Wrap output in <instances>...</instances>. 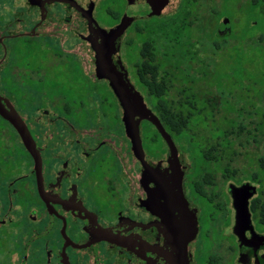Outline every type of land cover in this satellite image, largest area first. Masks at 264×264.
<instances>
[{
	"label": "flooded vegetation",
	"instance_id": "flooded-vegetation-1",
	"mask_svg": "<svg viewBox=\"0 0 264 264\" xmlns=\"http://www.w3.org/2000/svg\"><path fill=\"white\" fill-rule=\"evenodd\" d=\"M203 1L166 0L153 14L150 3L163 0H43V6L23 0L21 78L10 86L13 71L3 64L2 47L19 24L0 25V100L17 111L37 151L34 157L0 115V264H264L263 179L255 170H233L232 160H203L194 171L180 135L163 124L146 90L182 68L170 62L174 42L155 30L168 29L177 13L184 14V3ZM171 3L176 7L168 11ZM125 17L129 23L119 32ZM89 36L106 50L114 43L112 70L124 74L170 134L183 208L166 198L153 174L142 185L121 104L109 80L97 75L101 65ZM179 44L181 51L183 39ZM170 97L169 91L163 96ZM139 136L151 165L170 158L151 122L139 121ZM165 173L172 169L166 166ZM244 183L255 187L250 222L235 229L231 188Z\"/></svg>",
	"mask_w": 264,
	"mask_h": 264
},
{
	"label": "rangeland",
	"instance_id": "rangeland-1",
	"mask_svg": "<svg viewBox=\"0 0 264 264\" xmlns=\"http://www.w3.org/2000/svg\"><path fill=\"white\" fill-rule=\"evenodd\" d=\"M205 2L188 7L193 9V22L182 32L186 42L192 38L197 43V55L191 58L185 53L178 59L182 68L177 74L194 87L188 94L195 93L196 108L179 137L184 156L198 171L204 166L202 148L211 141L225 144L231 140L238 152L232 165L244 169L245 175L255 170L264 187V170L257 168L260 157H264V15L258 4L252 6L245 0ZM21 4L23 0H0V25L4 21L19 24L13 30L17 34L7 38L2 47L7 54L3 64L13 71L7 75L4 69L5 75L2 73L7 75L9 86L12 78H21ZM176 4L171 3L168 11ZM210 5H215L213 12ZM224 18L230 22L228 31L220 26ZM227 132L231 136L241 133V138L224 137ZM239 140L241 144H237Z\"/></svg>",
	"mask_w": 264,
	"mask_h": 264
},
{
	"label": "water",
	"instance_id": "water-1",
	"mask_svg": "<svg viewBox=\"0 0 264 264\" xmlns=\"http://www.w3.org/2000/svg\"><path fill=\"white\" fill-rule=\"evenodd\" d=\"M30 4H38L43 6V0H28ZM75 4V3H74ZM166 0L162 3H150L153 14L158 12L166 5ZM76 5V4H75ZM44 8V7H43ZM80 9V8H79ZM81 10V9H80ZM83 15L92 22V17L81 10ZM129 23V18L125 17L121 20L118 27L119 32H122ZM224 26L225 30H229L230 22L227 18H224L220 22V26ZM96 30L91 28V32ZM101 31V29H100ZM15 36V35H12ZM92 48L95 51L97 63L101 65L100 69H97V75L99 77H105L109 80L110 86L118 97L123 110L122 120L126 133L131 141V147L133 153L141 163L142 172L139 174V178L143 186L146 184V177L154 175L158 181H161L164 185V192L166 198L170 201H177L181 203L183 208L184 197L182 196V190L180 188L182 172L176 169L174 162L177 161V149L173 143V140L168 132L164 129L157 116L146 106L142 96L137 92L132 85L125 79L124 74L120 75L117 71L112 70L110 54L115 51V45L112 43L108 50L104 48V45H97L94 43L91 36L88 37ZM0 42H3V36H0ZM102 65L108 67V71L103 70ZM1 97V94H0ZM0 115L7 119L12 126L17 130L20 137L25 141L26 147L29 152L36 157L37 151L34 141L19 114L14 107L6 102V105L0 100ZM145 119L151 122L161 136L165 139L169 146L170 158L160 161L155 165H151L145 159L141 139L139 136V121ZM169 166L172 169V174L167 175L165 173V167ZM233 195V204L236 210V225L235 229L240 226H246L250 222V216L248 211V198L255 193V187L249 183H244L238 187L233 186L231 188ZM237 231V230H236Z\"/></svg>",
	"mask_w": 264,
	"mask_h": 264
},
{
	"label": "trees",
	"instance_id": "trees-1",
	"mask_svg": "<svg viewBox=\"0 0 264 264\" xmlns=\"http://www.w3.org/2000/svg\"><path fill=\"white\" fill-rule=\"evenodd\" d=\"M258 4L261 9L260 3ZM193 3H189L187 6L185 5L184 14L177 13L175 19L170 22V26L168 29H164L163 27H159L155 30V32H159L160 36L169 38V41L174 42L175 49L170 50V59L174 58L175 64H178V59L182 54H185L192 57H196L197 53L195 50V46L197 43L192 38H189L188 42L183 39L182 32L188 31L191 27V23L193 22L191 16L194 15L193 9L189 10L188 7L192 8ZM257 6V5H256ZM264 4L262 5V8ZM263 10V9H262ZM261 11V10H260ZM262 12V11H261ZM264 15V14H263ZM183 39V48L179 51V42ZM173 46V44H171ZM187 50V51H186ZM192 60V59H191ZM189 60V63L190 61ZM177 72H180V69H176L175 71H169V78L162 79L161 82H150L148 87L146 88L149 95L153 97L152 102H154L155 109L160 115V118L163 124L168 128V130L176 135H182L183 131L188 128V124L190 123V119L194 114L195 103L194 92H191L189 95V89L193 90V86L190 83L185 82V78L178 82ZM194 85V84H192ZM169 91V94L174 93L175 98L170 97L169 99L163 98L166 92ZM177 96L179 99H177ZM189 96L191 98H189ZM187 109V110H185ZM242 128H240L241 131ZM241 133L231 136L230 133H226L224 137L227 138H235L240 139ZM225 139V138H224ZM231 142V140H230ZM227 142L225 144H221L219 140L211 141L206 147L202 148L201 157L203 160L213 161V160H234V158L238 155V152L234 149L233 144ZM241 140L237 142V144H241ZM244 143V142H243ZM260 168H264V157H260L259 159ZM225 167L230 168L228 165ZM240 169L238 167L233 166V170Z\"/></svg>",
	"mask_w": 264,
	"mask_h": 264
}]
</instances>
